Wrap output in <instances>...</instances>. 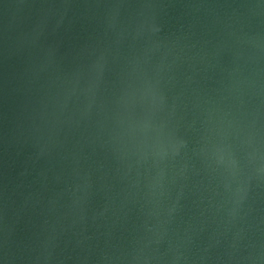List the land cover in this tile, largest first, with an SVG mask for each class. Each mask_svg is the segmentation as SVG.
I'll list each match as a JSON object with an SVG mask.
<instances>
[{
  "label": "water",
  "instance_id": "95a60500",
  "mask_svg": "<svg viewBox=\"0 0 264 264\" xmlns=\"http://www.w3.org/2000/svg\"><path fill=\"white\" fill-rule=\"evenodd\" d=\"M0 264H264V0H0Z\"/></svg>",
  "mask_w": 264,
  "mask_h": 264
}]
</instances>
